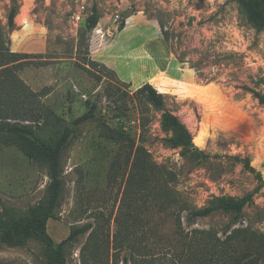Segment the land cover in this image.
<instances>
[{
    "label": "rangeland",
    "instance_id": "rangeland-1",
    "mask_svg": "<svg viewBox=\"0 0 264 264\" xmlns=\"http://www.w3.org/2000/svg\"><path fill=\"white\" fill-rule=\"evenodd\" d=\"M93 3L99 21L84 33ZM11 5L0 0V58L43 55L17 73L32 91L45 93L49 113L36 133L53 145L63 128H72L60 156L56 219L46 231L59 243L73 229H90L65 245L66 264H197L204 244L223 246L216 247L223 260L218 264H233L232 258L243 264L254 256L244 257L246 234L230 235L246 228L264 237V186L255 190L254 175L232 159H211L206 166L183 159L164 142L161 113L136 91L145 83L161 88L166 108L197 148L210 156L247 157L264 180V105L242 89L264 94V29H252L234 0H17L9 28ZM87 60L115 75L98 68L92 75ZM129 63L134 78L121 79ZM92 106L94 119L72 126ZM103 126L124 133L132 149L103 137ZM136 147L144 149L148 164L177 173L171 187L178 196L166 194L162 177L154 183L150 175L132 176ZM48 182L43 164L0 142V213L21 215L41 203ZM250 193L252 202L238 217L217 212L188 223L187 212H180L184 201L195 209L213 197ZM168 198L173 203L166 207ZM44 260L36 241L0 244V264Z\"/></svg>",
    "mask_w": 264,
    "mask_h": 264
},
{
    "label": "trees",
    "instance_id": "trees-1",
    "mask_svg": "<svg viewBox=\"0 0 264 264\" xmlns=\"http://www.w3.org/2000/svg\"><path fill=\"white\" fill-rule=\"evenodd\" d=\"M234 2L237 5L238 11L252 29L256 32L264 29V0H234ZM16 13L17 0H12V5L7 16L9 28L14 27ZM98 21V8L93 3L90 13L86 18L84 33L92 31ZM32 58H43V55L7 53L5 58L3 56L0 58V142L6 146L16 147L28 160L43 164L46 167L49 182L46 187L45 198L41 203L29 207L21 215H14L6 209L0 213V244L7 247H23L30 241H36L44 248V264H66L65 245L77 235L88 231L90 225L86 224L73 229L67 238L59 243H55L46 231L47 222L51 219H56V209L59 206L62 190L60 156L71 138L72 128H63L62 133L53 145H48L38 137L36 129L40 127V122L45 120L49 113V110L42 102V97L45 95L44 90L39 92L32 91L17 75L18 71ZM86 63L90 68L86 69L92 75H96L92 72L95 68L115 75L113 70L96 61L87 60ZM96 79L99 80V76H96ZM159 80L160 78L152 81L156 83ZM160 86L159 84L157 85V87ZM242 89L250 93L260 105H264L263 93L247 86H244ZM161 92V88L156 90L151 84L145 83L137 89L136 94L141 96L143 101L154 110L161 113L159 125L165 134L164 142L168 147L179 150V155L194 166H206L211 159H232L236 163H239L244 170L254 175L255 180L259 184L255 190H259L264 186V180L260 173L250 165V160L247 157L210 156L197 148L193 144L186 126L166 108L164 95ZM93 111L94 106L81 116L75 118L72 121V126H78L94 119ZM101 131L103 137L107 140L118 142L123 147L124 145H128L127 149H132L133 145L128 144L129 138L124 133L107 126H103ZM134 151L130 167L134 175H131H136L140 178L150 175L154 183L158 181L159 177H162V181L167 189L166 194L170 195V191L178 196V192L171 187L178 179L177 173L162 166L155 167L148 164V155L143 148L136 147ZM184 202L180 203V212H187L186 220L188 223H191L195 219L208 217L217 212L234 214L235 217H238L243 208L252 202V193L246 194L239 199L213 197L207 205L195 209L187 208ZM172 203L173 201L168 198L166 207ZM237 231L247 235V237L243 238V242L246 244L245 259H248L252 253L254 254L243 264H257L258 259L264 258L263 235L243 228L233 230L230 235L231 240L235 238ZM200 234L207 235V233ZM216 247L223 248V246L211 244H204L199 247L202 257L197 258L198 261L196 263L218 264L220 261H223L221 254L216 252ZM231 261L233 264L239 263L237 258H232ZM123 264H128V260L124 259Z\"/></svg>",
    "mask_w": 264,
    "mask_h": 264
},
{
    "label": "crops",
    "instance_id": "crops-1",
    "mask_svg": "<svg viewBox=\"0 0 264 264\" xmlns=\"http://www.w3.org/2000/svg\"><path fill=\"white\" fill-rule=\"evenodd\" d=\"M100 57H101V56H100ZM104 63H108V62H104ZM131 63H133V61H131ZM131 63H129V65H128V66H129V73H128V72H124L123 75L120 76L121 79H124V80H127V79H128V80H129L130 77L134 78V75H135L134 72H135L136 70H133V68H132V64H131ZM130 64H131V65H130ZM108 65H109V67H111L112 69H115V67H116V66H113V65H110V64H108ZM128 66H127V67H128ZM133 71H134V72H133Z\"/></svg>",
    "mask_w": 264,
    "mask_h": 264
}]
</instances>
